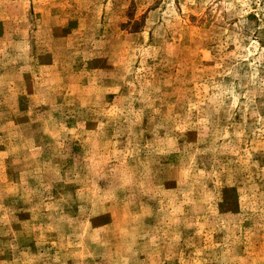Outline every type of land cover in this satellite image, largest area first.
I'll return each mask as SVG.
<instances>
[{
	"label": "rangeland",
	"instance_id": "rangeland-1",
	"mask_svg": "<svg viewBox=\"0 0 264 264\" xmlns=\"http://www.w3.org/2000/svg\"><path fill=\"white\" fill-rule=\"evenodd\" d=\"M0 264H264V0H0Z\"/></svg>",
	"mask_w": 264,
	"mask_h": 264
}]
</instances>
